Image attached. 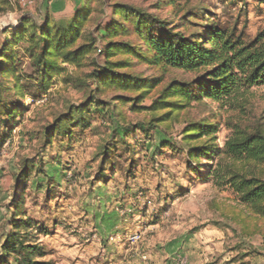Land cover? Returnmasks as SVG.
<instances>
[{
    "label": "rangeland",
    "instance_id": "obj_1",
    "mask_svg": "<svg viewBox=\"0 0 264 264\" xmlns=\"http://www.w3.org/2000/svg\"><path fill=\"white\" fill-rule=\"evenodd\" d=\"M114 1L169 22L180 21L187 10L193 9L201 13V23L235 25L250 36L264 26V3L259 0L233 4L230 0H175L172 6L168 0H110L108 4ZM80 5V0H8L6 9L0 12V48L6 40L15 39L14 33L24 17L41 25L48 16L53 26L66 25L72 22ZM105 9L109 13L110 9ZM7 47L15 52V62L22 65L20 74H30L26 42ZM130 58L134 63L117 71L139 76L157 74L155 68ZM62 65L67 72L76 69L71 64ZM178 74L171 72L167 77ZM5 79V86L11 87V76ZM47 83L48 89L41 95L35 84L25 87L24 93L34 94L35 99L23 101L18 116L0 128L5 135L10 133L0 144V221L8 216L6 206L15 191L13 174L23 160L33 162L35 167L39 158L52 178L35 176V170H31L25 205L27 213L50 230L40 236V241L50 253L46 258L51 257L56 264L63 263L64 252L75 243L80 244V253L85 255L74 256L72 264H234L227 261L242 253L251 264H264V219L239 204L230 188L216 185L210 176L204 177L207 166L216 158L193 160V166H201L198 172L187 168V151L197 142H184L182 128L192 120L215 124L212 142L221 146L229 133L224 110L209 99L192 103L176 118L149 129L148 138L137 125L149 128L151 112H132L128 104H120L117 110L128 128L124 140L113 136L120 129L115 120L91 111V127L84 131L73 129L70 138L56 135L50 145H43L45 126L86 94L64 83L61 75L53 74ZM160 87L140 105H150ZM3 93L6 99L18 101L11 88ZM114 93L133 95L106 90L103 97ZM249 100L253 114L264 115V86L254 88ZM104 146L112 147L113 154L106 163L107 181H95ZM131 162L134 176L126 179L124 169ZM111 164L117 169L114 173ZM34 182L44 183L41 191L36 193ZM45 194L53 197L44 198Z\"/></svg>",
    "mask_w": 264,
    "mask_h": 264
},
{
    "label": "trees",
    "instance_id": "obj_2",
    "mask_svg": "<svg viewBox=\"0 0 264 264\" xmlns=\"http://www.w3.org/2000/svg\"><path fill=\"white\" fill-rule=\"evenodd\" d=\"M230 1L233 4L241 0ZM259 1L264 3V0ZM108 2L110 0H80L75 17L66 25L53 26L48 16L41 25L24 17L14 33L15 39L6 40L0 48V128L7 127L6 121L18 116L23 101L30 97L35 99L34 94L24 93L25 87L35 84L41 95L48 89L47 81L53 74L61 75L64 83L86 94L79 103L69 104L45 126L43 145H50L56 135L70 138L73 129L84 131L91 127V111L115 120L120 129L113 136L124 140L128 128L117 110L120 104H128L132 112H151L149 128L141 123L137 125L149 138V129L154 130L167 119L176 118L192 103L209 99L227 114L224 124L229 133L219 146L211 137L217 129L215 124L201 120L186 122L181 131L182 140L197 142L187 151V168L198 172L201 166H193V160L216 158L214 164L207 166L204 177L210 176L216 185L230 188L239 204L250 207L264 219V115H254L249 100L254 88L264 86V26L250 36L235 25L201 23V13L193 9L187 10L180 21L169 22L120 1L112 5ZM174 2L168 0L171 6ZM7 3L8 0H0V12L6 9ZM19 41L27 44L25 53L31 70L27 75L20 74L22 65L15 62V52L8 51L7 47ZM130 57L155 68L157 74L139 76L117 71L126 70L134 63ZM63 63L73 65L75 71L67 72ZM171 72L179 74L167 77ZM187 73L191 76L186 77ZM7 75L12 78L11 87L5 86ZM159 86L150 105L141 106L140 102ZM9 88L18 101L6 99L3 91ZM106 90L133 95L114 93L104 98ZM9 136L10 133L0 132V144ZM203 138L206 140L201 141ZM127 149H131L128 144ZM111 152L112 147L104 146L93 180L107 181L106 163L113 155ZM37 164L34 167L33 162L27 164L23 160L13 174L15 191L6 206L8 216L0 221V264H56L51 257L46 258L50 253L40 241V236L49 234L50 230L28 214L25 205L26 181L31 170H35V176L52 178L44 168L43 159L38 158ZM110 170L117 171L113 164ZM124 174L126 179L134 176L133 162L124 169ZM43 184L34 182L36 193L42 190ZM52 197L44 195V198ZM245 257L242 253L227 262L251 264Z\"/></svg>",
    "mask_w": 264,
    "mask_h": 264
},
{
    "label": "crops",
    "instance_id": "obj_3",
    "mask_svg": "<svg viewBox=\"0 0 264 264\" xmlns=\"http://www.w3.org/2000/svg\"><path fill=\"white\" fill-rule=\"evenodd\" d=\"M1 241V239H0ZM80 244H73L72 249L67 251L65 254V258L63 259V263L62 264H72V260L74 259V256H84L85 252L80 253ZM85 248V247H84ZM83 251V250H82Z\"/></svg>",
    "mask_w": 264,
    "mask_h": 264
}]
</instances>
